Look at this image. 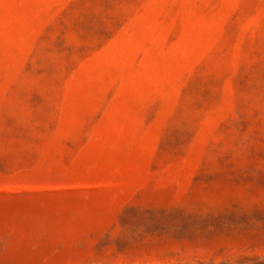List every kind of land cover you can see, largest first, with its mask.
Returning a JSON list of instances; mask_svg holds the SVG:
<instances>
[{
  "label": "rangeland",
  "instance_id": "374dc122",
  "mask_svg": "<svg viewBox=\"0 0 264 264\" xmlns=\"http://www.w3.org/2000/svg\"><path fill=\"white\" fill-rule=\"evenodd\" d=\"M0 264H264V0H0Z\"/></svg>",
  "mask_w": 264,
  "mask_h": 264
}]
</instances>
